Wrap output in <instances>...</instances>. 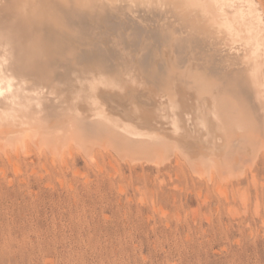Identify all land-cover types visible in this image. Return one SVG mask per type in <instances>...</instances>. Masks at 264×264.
Here are the masks:
<instances>
[{
	"label": "bare ground",
	"instance_id": "bare-ground-1",
	"mask_svg": "<svg viewBox=\"0 0 264 264\" xmlns=\"http://www.w3.org/2000/svg\"><path fill=\"white\" fill-rule=\"evenodd\" d=\"M263 2L0 0V154L240 179L264 154Z\"/></svg>",
	"mask_w": 264,
	"mask_h": 264
},
{
	"label": "rangeland",
	"instance_id": "rangeland-1",
	"mask_svg": "<svg viewBox=\"0 0 264 264\" xmlns=\"http://www.w3.org/2000/svg\"><path fill=\"white\" fill-rule=\"evenodd\" d=\"M174 157L0 154V264H264V154L222 184Z\"/></svg>",
	"mask_w": 264,
	"mask_h": 264
}]
</instances>
